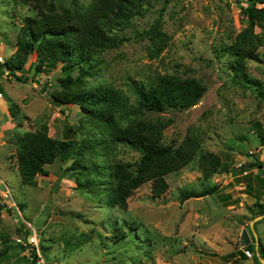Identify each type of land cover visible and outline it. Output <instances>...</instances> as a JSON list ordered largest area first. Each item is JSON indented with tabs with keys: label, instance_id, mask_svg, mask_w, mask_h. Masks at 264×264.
<instances>
[{
	"label": "rangeland",
	"instance_id": "rangeland-1",
	"mask_svg": "<svg viewBox=\"0 0 264 264\" xmlns=\"http://www.w3.org/2000/svg\"><path fill=\"white\" fill-rule=\"evenodd\" d=\"M53 1L81 9L93 0ZM138 1L144 8L115 34L123 43L100 56L95 75L85 78L79 89H115L134 107L131 86L156 73L202 81L207 92L196 106L163 113L134 109L131 118L147 123L162 120L167 145L178 147L190 135L200 142L199 154L166 177L169 190L161 198H155L146 184L133 193L126 210L110 204L106 190L113 182L108 177L110 166L121 162L134 167L139 152L108 146L104 124L88 118L79 106L56 105L51 94L61 91V66L37 74V55L30 56L17 73L25 82L9 72L0 77V253L7 245L13 247L11 259L0 264H25L19 258L29 256L31 250L18 247L17 239L21 229L29 228L38 236V264H256L248 247L257 250L255 233L264 246V219L252 229V221L261 214L255 207V192L246 184L251 180L254 185L257 167L251 163L264 162L258 133L259 127L264 130V99L233 79L235 70L226 53L249 27L243 9L252 3ZM27 17H36L32 7L0 0V56L5 62L17 52ZM158 19L168 42L157 57L145 32ZM254 33L262 41L258 59L247 62V72L264 86V28L257 26ZM16 106L13 117L10 107ZM42 126L53 139L86 142L89 155L83 169L70 170L73 160H57L46 166L48 177L38 175L36 186H25L16 137ZM203 154L220 164L210 178L200 165ZM97 168L106 170L105 175L95 173ZM215 185L214 194L188 197Z\"/></svg>",
	"mask_w": 264,
	"mask_h": 264
},
{
	"label": "trees",
	"instance_id": "trees-1",
	"mask_svg": "<svg viewBox=\"0 0 264 264\" xmlns=\"http://www.w3.org/2000/svg\"><path fill=\"white\" fill-rule=\"evenodd\" d=\"M16 3L30 6L36 11V17H27L17 40V52L4 65L0 66V77L4 69L17 80L25 82L17 75L22 72L30 56L36 54L34 64L36 73L46 72L61 66L62 76L58 78L60 92L52 93L56 105L79 106L90 119L101 121L108 131L107 145L126 146L139 152L140 159L134 167L128 163H116L109 168L112 183L106 189L108 202L122 209L128 208V200L140 187L150 184L155 198H161L168 190L166 177L179 172L194 161L199 154L200 142L187 136L178 146L167 145L163 134L166 124L162 120L147 123L132 120L134 109L140 113H163L169 109L179 111L196 106L207 92L206 85L196 78H182L178 75L156 73L148 80H141L132 85L136 96V105L128 104L129 99L120 91L105 87L80 90L85 78L95 75L99 58L106 51L119 47L123 38L115 35L122 26L138 15L144 6L133 0H93L86 8L70 9L58 6L53 0H14ZM252 4L244 8L249 27L239 35L235 45L226 48L230 55L235 81L245 89L251 90L257 97L264 99V86L253 79L247 72V62L257 60V47L261 37L254 33L255 28H264V0H249ZM156 47L158 57L164 50L168 36L161 29L158 19L145 32ZM159 43V44H158ZM162 44V45H160ZM17 106L10 114L15 117ZM68 133H70L68 131ZM259 136L264 146V130L259 127ZM18 168L22 184L34 187L38 175L48 177L46 166L57 160H73L70 170L85 168L83 161L89 155L86 142L77 140H56L48 135L47 126L36 132H28L16 137ZM107 150L108 147L106 146ZM200 165L206 178L217 173L218 160L202 155ZM252 167L263 168L264 162L255 161ZM97 168L95 173L105 175ZM215 185L200 192H191L188 197H205L214 194ZM246 189H251L247 181ZM255 207L264 215V204L257 202ZM29 229H21V235H29ZM23 250L26 246L17 244ZM12 246H5L0 253V260H10ZM30 255L19 258L25 264H38L36 248L30 247ZM248 249L253 253L256 264L264 259V246L259 244ZM257 253L260 255L258 256Z\"/></svg>",
	"mask_w": 264,
	"mask_h": 264
},
{
	"label": "crops",
	"instance_id": "crops-1",
	"mask_svg": "<svg viewBox=\"0 0 264 264\" xmlns=\"http://www.w3.org/2000/svg\"><path fill=\"white\" fill-rule=\"evenodd\" d=\"M253 172L255 174V177H254V180H253L254 185L252 186V182H251V189H249V190L250 191H252V189L254 190L256 201L257 202H260L262 204L263 202H261V201H262V199H264V197H263L264 196V176H263V174H264V167L263 168H256V170L254 169ZM255 183H257L256 186H255ZM255 235H257V233ZM255 239L256 238H254V240ZM257 242H259V237H258V240L257 239L255 240L256 246H257Z\"/></svg>",
	"mask_w": 264,
	"mask_h": 264
},
{
	"label": "built area",
	"instance_id": "built-area-1",
	"mask_svg": "<svg viewBox=\"0 0 264 264\" xmlns=\"http://www.w3.org/2000/svg\"><path fill=\"white\" fill-rule=\"evenodd\" d=\"M4 64H5V61L3 57L0 56V66ZM5 72H8V71L4 69V73ZM0 97H1V94H0ZM217 182L219 183V180ZM29 230L31 231V233L29 235H21V237L17 239V243L20 245L26 246L28 250H31L30 247H34L37 250V247L39 244L37 233L33 228H29ZM249 255L251 254L249 253Z\"/></svg>",
	"mask_w": 264,
	"mask_h": 264
},
{
	"label": "water",
	"instance_id": "water-1",
	"mask_svg": "<svg viewBox=\"0 0 264 264\" xmlns=\"http://www.w3.org/2000/svg\"><path fill=\"white\" fill-rule=\"evenodd\" d=\"M264 218V215H261V216H258V217H256L255 218V220L252 222V224H251V227H252V229L254 230V228H253V225H254V223L256 222V221H258L259 219L261 220V219H263ZM256 234V233H255ZM255 238L258 240V236L257 235H255ZM258 245H259V242H257V250H258ZM257 255L259 256V253H257ZM260 262L262 263V264H264V259H260Z\"/></svg>",
	"mask_w": 264,
	"mask_h": 264
}]
</instances>
